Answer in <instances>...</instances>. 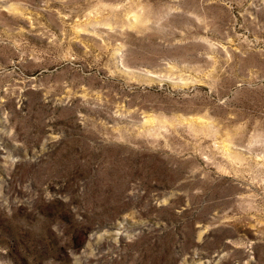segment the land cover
<instances>
[{"label":"rangeland","instance_id":"obj_1","mask_svg":"<svg viewBox=\"0 0 264 264\" xmlns=\"http://www.w3.org/2000/svg\"><path fill=\"white\" fill-rule=\"evenodd\" d=\"M0 264H264V0H0Z\"/></svg>","mask_w":264,"mask_h":264}]
</instances>
